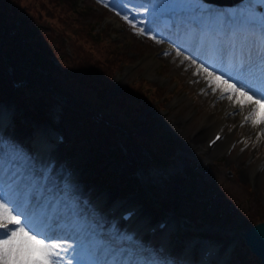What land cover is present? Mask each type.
Returning <instances> with one entry per match:
<instances>
[{"label":"rangeland","instance_id":"374dc122","mask_svg":"<svg viewBox=\"0 0 264 264\" xmlns=\"http://www.w3.org/2000/svg\"><path fill=\"white\" fill-rule=\"evenodd\" d=\"M33 1V0H32ZM264 0H256V3L260 5ZM0 2H2L0 0ZM10 2V1H9ZM199 0H168V3L164 5L163 7L168 6H174L178 10H181L184 7H192L197 4ZM39 3V2H38ZM37 1H33L32 4H29L28 1L22 0L21 4V10L26 11L28 8L29 10H36L35 4H38ZM108 3V0L101 1L96 4L97 9H93V6L90 3H87L83 10L88 11V19H85L88 21L90 18L95 15V17L98 16V11L103 12L104 7ZM28 4V5H27ZM109 4V3H108ZM31 6V7H30ZM9 7V6H8ZM82 8V5L80 6ZM10 8V7H9ZM0 17L5 16V23H0V26L7 25L4 29H8L7 31L11 30L12 21H11V13H5L4 12V6L1 5L0 7ZM98 10V11H97ZM255 10V8H254ZM232 11V10H231ZM253 11V10H251ZM69 15L72 16L74 13L67 9L63 13V15ZM252 15L256 17L257 20H259L261 17L259 13H256L255 11L252 12ZM104 18V22L101 23V30H103V27H107L105 31L108 33L109 36L110 33L114 31L116 34H113V37L117 40L115 41L117 45H119L118 48H120L121 51L125 52L127 56L129 57L127 60H124L123 62L127 64L120 74H117L115 77V73L119 70L118 61L115 63V66L112 70H110L107 75L108 80V86L110 91H106L107 98L106 100L100 99V101L94 100L95 98L92 96H87V91L83 87L79 85H75L74 81L72 79H68V77H65L64 73L59 71V69H53L51 70V75L49 78L52 79L50 84L57 85V88L59 91L66 96L67 99V105L74 109L72 106V101L77 102V108L82 105L83 108L87 107H97L94 109H97L98 113L101 114L99 119H103L108 127L113 125H117L121 127L122 129H127L129 133L126 135L118 134L117 137L121 138L123 141L129 142L132 140L135 142V138L137 140H140L142 137H145L149 131H151V128L145 127L143 129H138L136 124H133V121H128L125 118H123L124 114L123 112L115 107L113 102H109L111 99L118 98L117 94L124 93V87L129 85V82L131 79L137 80L138 78L141 81V87L139 85V93L140 96H142V99L145 98L146 104H148L146 110L144 113L148 115V117L156 120L158 119V123L164 122L168 123L172 127H174L176 132L178 133V138L171 136L172 138L177 140V142L180 141L181 144L185 145V149L187 151L196 150V146L193 147L191 144H189L190 141V133H192L196 128H198V124H200V121L203 120L204 116L206 114H210V112L213 111L215 102L213 100V95H201L199 91V84H203L204 81L201 79L199 83H195L197 76L193 75L194 68L186 67L188 70H185L186 62L183 64L180 63L182 57H175L172 56L171 58L166 57L167 60H162V58L158 57L159 51L158 46L154 43L148 40L145 37H138L137 34H135V31L129 26H126L123 24L122 20L118 24L111 23L110 18H115L116 16L112 12H103L100 13L99 18ZM262 20V19H261ZM48 21L53 22V26H55V19H49ZM101 22V20H100ZM97 24V23H96ZM122 25L125 27L126 31H120V26ZM58 26V23H56ZM1 28L0 27V34H1ZM99 32V31H97ZM106 33V35H107ZM6 39V36L2 37L0 36V41ZM68 38V37H67ZM4 48L0 49V56H2ZM85 52V51H84ZM59 55L64 57V59L68 56L66 53L62 50L59 51ZM33 56V55H32ZM4 58H0V67H4L5 63L2 61ZM170 59V60H169ZM13 62V61H11ZM151 62H157L159 66L153 68V73H156L157 79L154 81L150 78H147L144 76L146 74L145 72L149 71V63ZM56 64V63H55ZM42 67V66H41ZM132 67V72L127 77L126 76V70ZM264 67V65H263ZM262 67V68H263ZM44 68V67H42ZM16 70L11 73V75H5V79L10 82H19L22 81V78L26 79L27 83L22 87L26 88V86H34L37 85L38 88H41L42 91H36L37 89H34L35 94H40V99L42 102L45 101L46 94H43L44 91L47 92L46 86L43 87L44 81L48 82L46 78L43 76H31L27 71H25V68H15ZM31 77V78H30ZM115 77V79H113ZM125 78V79H124ZM34 79L39 80L38 82ZM111 80H113V84H111ZM18 84L15 83L16 90L19 88L17 86ZM149 85L152 89L155 91V95L157 98H161L163 102L161 103L154 95L152 96L151 92L146 88ZM114 89L112 90V88ZM175 87V88H174ZM44 88V89H42ZM112 90V91H111ZM194 96L196 101L195 103H191V97ZM48 97V96H47ZM5 98V97H4ZM30 98V96H29ZM49 98V97H48ZM58 99L59 103L65 104L63 99L56 97ZM11 99V98H8ZM152 99L153 103L156 102L157 106H163L164 110L159 111L155 110L153 106L150 104V100ZM36 100V103H38L40 100ZM226 103H228L227 100H224ZM34 102V104H36ZM151 106V108H150ZM120 110V111H119ZM6 111L9 112V116H20V106L19 104L14 101L12 98L11 100L7 101L6 105ZM86 111V110H85ZM232 110H228V106L226 104V108L221 109L220 111L216 112L218 118H230V120L233 123L234 126L239 123L240 118L239 115L234 116H228L226 115L227 112H230ZM72 112V111H71ZM87 112V111H86ZM122 112V113H121ZM156 112V113H155ZM18 113V114H17ZM90 112L88 113V115ZM72 115V113H71ZM190 117H193V119L188 123ZM227 117V118H226ZM79 118H86L91 120L92 122H95V119L92 117H79ZM78 118V119H79ZM76 119V118H75ZM73 118V121L75 120ZM65 123L67 124L66 118L63 119ZM119 121L120 124H115L114 122ZM24 123H26L24 121ZM75 123V121H74ZM188 123V124H187ZM72 124V123H71ZM71 124H67V144L63 148L64 151H66L69 156V164L71 165V170L73 172V176H75L76 181H78L79 184H82V189H77L76 192L73 194L74 198H82L81 193L82 190H84L85 187L89 186L90 184H94L95 191H99L100 189H103L102 186L95 183L96 177L99 176V174H103L107 172L110 176H112L114 179L118 180L125 176V164H128V161H134L137 159L136 151H134V147L131 145L129 146V151H131L130 155L127 157V162L125 161V164L122 163V161H115V157H111L108 159H102L99 164H97L95 167H89V163L92 161V149H98L101 152L106 150V146L103 145V142L101 141L100 134V127H94L91 126V132L93 133L91 135L93 139H82L80 141V144L76 146L77 141H75L77 138L80 137V131L77 130V128ZM157 124V123H156ZM160 124V123H159ZM244 127H240L239 129L235 130L234 136L240 139V137H243L244 141L248 142V147H245V152L241 153V157H237L238 159L235 161H231V156H224L223 159H220L219 162L213 161L210 163L208 170L202 171H209V172H202L198 174V177H201L200 179V187L198 188L201 192L199 195L196 193L192 194L193 197H195L197 200L196 204L199 208V214H206L208 222L204 223L207 224H220V225H226L231 224L234 225L237 230H245L249 228L253 224L252 222H249L248 224L242 221V215L246 212H249L251 210H255L257 212L258 217L260 215H264V175L261 177V181L256 183V185L253 188V185L251 183L248 184L247 179H245L247 172L249 170L248 162L249 160H244L246 156H252L254 157L253 161L257 159V156L264 155V134H262L261 142H258L254 144L255 137L252 135H248L245 132H243ZM135 132V133H134ZM183 132V133H182ZM134 133V136H133ZM19 135L15 139H19L20 144L15 145L17 147H21L27 154L28 151L26 150V135L23 131H19ZM98 135L100 137L98 140L95 139V135ZM254 137V138H253ZM133 138V139H132ZM170 138V136H169ZM14 139V138H13ZM12 139V140H13ZM131 141V142H132ZM76 142V143H75ZM239 142V140H238ZM135 144V143H134ZM133 144V145H134ZM108 145V144H106ZM200 149V148H198ZM198 153V152H197ZM216 154V153H215ZM107 158V157H106ZM211 161L213 160V154L210 157ZM252 161V162H253ZM211 167V165L214 163ZM199 168V166H198ZM130 170V168H127ZM200 169V168H199ZM132 170V169H131ZM201 170V169H200ZM101 172V173H100ZM139 173L142 172V170L138 171ZM12 174V171H10ZM231 173V174H230ZM248 184V185H247ZM241 185L245 192H247V196H244V199H242L240 204H238L237 209L236 206L233 205V208H226L222 209L219 208L217 203H215V199H221L224 196L223 188L226 186H232L235 189L237 186ZM109 186V185H107ZM249 187L248 188L246 187ZM117 188H113L112 191L110 190V194L114 197L118 194ZM171 189L175 190L172 185L170 187L166 186V184L159 187L157 190H152L150 187L147 189H143L139 195L136 198V202H144L148 195H150L152 200H157L158 204L153 207L154 210L157 211V214L154 213V219L156 220L158 217H160V210L165 209V204L168 202L170 196H171ZM196 192V189H195ZM222 195V196H221ZM191 198V197H190ZM190 198L187 199L184 204L181 206L179 211L177 212L176 217V223H178V226L180 224V219L184 215H190V218H193V214L191 213V204H190ZM225 199V198H224ZM160 201L162 202V205L160 206ZM72 202L73 199L69 201V204L67 205L69 210V214L72 213ZM84 203H86L84 199ZM196 206V205H195ZM218 207V208H216ZM149 208V209H150ZM148 209V210H149ZM146 210L145 208L142 209V211H145L146 215H149L151 212ZM152 210V209H151ZM82 212V211H81ZM194 213L196 212V207L194 208ZM241 215V216H240ZM198 224V222L196 223ZM204 224L201 222L199 226H204ZM180 229V228H179ZM237 236V235H236ZM234 240V239H232ZM234 242V241H233ZM238 242H240V239L237 238L235 245H238Z\"/></svg>","mask_w":264,"mask_h":264},{"label":"snow or ice","instance_id":"6c2138e0","mask_svg":"<svg viewBox=\"0 0 264 264\" xmlns=\"http://www.w3.org/2000/svg\"><path fill=\"white\" fill-rule=\"evenodd\" d=\"M138 3L142 9H138L141 17L138 23L127 13L116 14L137 35L146 36L156 44L176 43L175 57H182L181 64L187 61L194 67L193 75L199 77L195 83L204 81L200 94H211L217 102L227 100L232 111L226 115H239V127H251L254 144L261 142L264 134V77L259 72L264 63L262 18L257 20L247 5L234 13H215L205 8L198 14L209 24L219 21V29L213 33L201 32L196 27L182 30L177 26V40L172 41L168 35L157 38L148 34L157 31L158 12L147 2L138 0ZM113 5L120 7L122 0H113ZM210 52L216 57L215 62L208 59ZM240 142L248 147L247 141ZM0 158L19 160L26 169L31 160L21 147H6L3 137H0ZM27 174L32 184L12 185L0 196V264H173L134 259L132 251L115 247L96 233L86 237L77 227L81 219L78 215L69 219L65 213L49 212L46 198L33 191V184L44 179L36 175L34 163Z\"/></svg>","mask_w":264,"mask_h":264},{"label":"trees","instance_id":"16d2710c","mask_svg":"<svg viewBox=\"0 0 264 264\" xmlns=\"http://www.w3.org/2000/svg\"><path fill=\"white\" fill-rule=\"evenodd\" d=\"M33 1H37V3L39 2L38 4L40 5V11H44L49 16V18L57 19L60 23L57 30L39 31L41 33L40 36L37 35L38 39L33 42L35 48H38V51H42L45 49V47H48V43H52L54 41L59 44L57 46V50H61L63 49L62 37L69 34L72 37L70 44L73 48V52L71 54L72 56H67L64 59L63 66H65V70L67 72L66 76L71 77L76 81V84L86 89L87 96L94 97V100L100 101V99H108L105 93L106 91L109 92L110 89H107L109 86L106 74L114 68L112 66H115L117 61L120 59L124 60L126 56L119 54L118 50L115 48L116 45L113 43L103 42L102 39H98L99 34L94 32V29L97 28V25H95V20L97 17L93 15L92 18L86 21L85 19H88V14L84 15L82 12L74 13L72 10V8L76 7L74 0H49V2H44L43 0ZM33 1L31 0L30 3L32 4ZM10 2L13 4V13H16L17 15V10L22 4V0H10ZM1 5L6 4L0 2V7ZM66 7L68 10L74 13L72 16H65V14L63 15ZM4 18V15L0 17V23H5ZM36 33H38V31ZM44 41H46V45L42 46L41 44ZM12 48V42L9 41L7 50ZM11 85V82L5 80L4 70L0 68V95H2V93L8 92V95H12L21 106L22 112L25 114H31L35 116L37 115L42 118L40 112H36L35 107H33L32 104L26 99L25 94L28 92L25 90H20L17 94H14L11 92ZM139 89L140 88L137 82L133 81V83L129 84L128 87L127 85L124 87V93L117 94L118 98L114 97L109 102H113L115 107L119 108L123 112L124 118H134L138 113H141V110L137 107L143 109L142 105L138 104L139 97H142L140 96ZM30 91L31 90L29 87V92ZM141 102H143V100ZM94 108L97 107L83 108L81 105L76 109H79L78 115L86 114L88 117L94 116L97 120L104 121L103 119H99L101 114H99L97 109ZM89 112L90 114L88 115ZM78 115H75V117L78 118ZM114 132L115 131L113 129L110 130L111 135L114 134ZM157 132H159L157 128L153 129V131L150 133V138H146L144 145L148 144L147 146H149L150 149L153 146L160 148L162 146V142L161 140H157ZM88 134L89 131L82 133L83 136ZM103 138L106 139L105 136H103ZM110 139L111 138H108L107 141ZM79 141L80 137L77 140V143L75 142L76 146L80 144ZM136 142L138 143V141ZM139 143H142V141ZM90 165L92 166L93 164ZM103 179L101 178V181H103ZM104 180H109V178L106 176ZM222 191H224V196L216 201L217 205L221 208H224L226 205L231 203L237 205L238 202H242L241 200L244 199V196H247V192H245L241 185L237 186L236 189L232 186H226ZM242 216H244L242 217V221L247 223L248 221H256L258 214L255 212V210H251L244 213Z\"/></svg>","mask_w":264,"mask_h":264},{"label":"bare ground","instance_id":"6f19581e","mask_svg":"<svg viewBox=\"0 0 264 264\" xmlns=\"http://www.w3.org/2000/svg\"><path fill=\"white\" fill-rule=\"evenodd\" d=\"M183 43L188 44L189 41H183ZM164 60H166V59L164 58ZM151 64L153 65V68L159 66V64L155 63V62H151ZM262 67H263V65L261 64L260 67H259L260 74H261V71L263 69ZM152 73H153V71H152ZM146 75H147L148 78H151L152 80L157 79V77L155 76L154 73L152 75H148V74H146ZM136 81H137V83L139 85L141 84V81H140L139 78ZM132 83H133V81L130 84H132ZM200 85H202V84H199V86ZM213 100H214V98H213ZM214 102H215L214 103L215 106H214L213 111L210 112V114H206L204 116L203 120L200 121L199 127L196 130H194L192 133H190V138L191 139L189 141V144H191V146H193V147H195V146H196V148L203 147V143H204V141H206L205 139L207 138L206 136L208 134H209L208 137L211 138V135L219 132L220 128L222 126H225V123H224L223 119L218 118L217 114H215V113L218 112V111H220V113H221V109L226 108V104L228 106V110H232V109L229 107V103H226L225 101H220V102L214 101ZM65 110H66V113L64 114V116H65L66 119H68V115L71 116V113H73L74 110H73V108H71L69 106H67V108H65ZM192 119H193V117H190L188 123ZM233 123L234 122H232L230 120V118H227V125L228 126H226V128L228 130L224 133L223 140L218 142V143H216L215 145H213V147H212L213 149L210 151V153L221 154V152H223V150H225L227 148V144H228L227 142L229 140H231L232 137H234L235 130L240 128L239 127L240 123L236 124V126H234ZM202 128H204L203 131H202ZM243 132H245L248 135H252V136L255 137L254 130L251 127H249V126H245ZM257 173H258V171H249V172H247V175H246L245 179H247V181H248L249 180L248 178H253V179L257 180L256 182L258 183V182H260L262 180L261 179L262 176L260 175V173L259 174H257ZM6 180H12V178H10V171H8V170H0V185L3 186L4 185V181H6ZM17 183H19V182H17ZM130 201L134 202L133 199H131ZM79 202L82 204L83 203L82 199H80ZM138 202L139 201L136 202V200H135L134 203L137 204ZM132 206H135V205H132ZM146 210H147V208H146ZM150 212L151 213L149 215H146L145 211H141V213L138 216L139 218H138L137 227H139V225H141V224L145 225V222H147V224H149L150 221L154 219V217H155L154 213H153L154 211H150ZM94 218H95V215L93 217V220L91 221V224L94 223ZM169 227H170L171 231L174 230V229H178L179 228L178 223H176L175 220L172 221L171 224L169 222ZM88 230H89V228H88ZM234 238H236V236ZM228 245L232 246V241H229ZM231 246H230V248H231ZM224 248H221V249L223 250Z\"/></svg>","mask_w":264,"mask_h":264},{"label":"water","instance_id":"95a60500","mask_svg":"<svg viewBox=\"0 0 264 264\" xmlns=\"http://www.w3.org/2000/svg\"><path fill=\"white\" fill-rule=\"evenodd\" d=\"M184 229L188 230L190 228L186 221L182 222ZM245 240L248 245H250L253 250L264 259V223L259 224V227H254L249 230V234L245 232Z\"/></svg>","mask_w":264,"mask_h":264}]
</instances>
